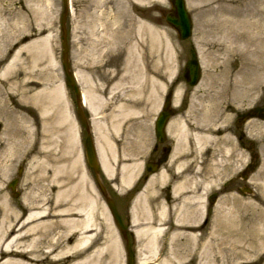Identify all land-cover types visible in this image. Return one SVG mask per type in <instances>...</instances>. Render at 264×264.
Returning a JSON list of instances; mask_svg holds the SVG:
<instances>
[{"label":"rangeland","instance_id":"1","mask_svg":"<svg viewBox=\"0 0 264 264\" xmlns=\"http://www.w3.org/2000/svg\"><path fill=\"white\" fill-rule=\"evenodd\" d=\"M243 1L246 3L245 8L248 15L243 20L250 26L245 25L246 30H240L241 35L237 36V0H234L233 4L227 6L224 4L223 6L226 7L220 8V11L228 10L232 13V15H227L233 20V24L221 32L226 37L212 38L203 37L202 22L206 18L204 14L206 5L198 4L196 0L190 2L185 0L187 10L192 17L193 29L192 36L182 41L177 38L176 32L165 23L163 16L160 26L153 25L155 34L152 29L147 31L143 29L139 33L138 22L132 20L134 16L132 15L133 9L130 7L134 5L132 0H69L70 10L66 21L67 61L71 72L85 71L90 74L92 93L98 99L97 107H104L101 114L104 118L100 119L97 130L95 129L97 148L101 153L102 162L109 166V162L114 160L111 152L115 151V148L123 154L122 159H125L124 155L127 153L132 155L131 153L138 154L139 151V154H145L142 151L144 148L138 144L139 128L136 121L139 112L145 109L146 119L154 117L149 109L150 104L163 98L167 91L172 94L177 86L181 87V97L179 96L177 101L172 99L171 106L174 108V105L183 101V107L188 109L184 114L177 116L180 118L176 124L177 130H180L183 120L193 118H198L194 126H203H201V132L211 131L214 127L220 128L221 124L224 125L230 118L227 114L222 115L224 107L219 106L220 112L216 111L218 122L215 124L218 125L211 121L215 120L213 115L215 109L225 102L227 106L237 101V113L254 103L264 104V0ZM143 4L146 7L145 10L150 4L158 6L162 15L170 7L168 0H144ZM40 5L44 6L41 20L38 15ZM62 7V0H41V2L39 0H0V58L5 59L0 63V69L10 59L15 48L26 44L23 40H37L47 35V57L43 63L44 87L47 88L48 100L50 95L52 98L61 96L65 112L61 123L58 119L55 120L54 125L58 131L51 137L49 118L51 112H48L44 121L41 122L37 102L22 99L18 96L14 85L0 78V111L5 107L8 110L9 120L11 122L14 120V124H11L13 126H10L14 132L8 129L2 135L3 138L0 137V170L5 171V176L0 175V201L2 198H8L11 208H14V212L17 211V214L23 218L28 212L27 204L33 203L37 206L45 204L44 207L50 211L40 229L45 232L52 224L49 233L53 231L55 235H50L48 239L58 237V242L61 243V240L70 238L68 244L71 246L76 235L68 234L70 236L67 235L64 238L63 232L66 233L69 229L60 224L62 219L68 216L58 215L53 209L56 205L67 208L74 204L69 200L70 197L64 198L58 196V193L70 190L76 184H82L87 196L95 201L96 229L101 230L92 243V247L87 251L103 250L105 251L103 253L105 262H109L107 256L111 254L112 264H125L126 255L115 251H118L115 236L106 237L109 229L106 223V212L101 196L92 189V175L85 164L83 154L85 130L75 113L74 94L65 85L60 38ZM124 8L127 12H124ZM145 27L149 26L146 24ZM108 42L113 44L112 50L103 55L98 54ZM93 46H96L98 52L90 55L89 51L94 48ZM129 48H133L139 56L145 57L143 61H139V65L143 63L147 74L155 77L156 82L153 88H150L147 80L137 84V77L130 74V72L137 71L139 67L136 66L138 64L136 61L127 58ZM24 54L27 55L26 52ZM236 54L237 71L233 64ZM192 55L203 64L200 82L191 93L188 92L189 87L182 83V71L185 62ZM217 59L222 62L218 63ZM216 64L219 66L215 69ZM236 84L237 93L234 88ZM39 86L37 85L38 88ZM105 97L106 100L103 99ZM188 103L189 105H186ZM18 106H24L28 110L27 117L29 118L22 119L23 116L18 113ZM120 106H123L128 115L131 113L129 119L132 116L135 118L132 119L133 122L123 124V131L119 135H113L115 127L111 124L117 111L121 110ZM83 110L89 118L91 116L89 111L85 108ZM192 113L197 116L194 117ZM223 118L227 119L223 121ZM31 121L34 131L32 141L29 140L28 131ZM88 121L90 124V120ZM94 123L93 121L92 124ZM247 125L248 128L250 126V133H254V136H251L254 143L262 144L260 146L262 152L256 161V169L248 175L247 181H243L240 174L248 158L237 146V191L227 189L213 205L208 204L206 217L201 215V209L196 206L198 210L192 223L198 228L183 225L178 229L183 233L195 230L198 236L197 241L194 240L193 244L184 235L172 239L167 233L158 238L156 244L158 252L155 256L152 257L147 248L143 246V251L135 254V264H201L194 254L190 255V253L191 250H195L199 255L203 247L208 249L209 253L206 264H264V123L257 124L252 121ZM16 130L18 133L15 132ZM108 132L112 135L109 136ZM68 134H71L69 138ZM179 134H183L186 138L191 137L188 132L185 135L179 131ZM51 138L53 143H51ZM215 139L217 141L214 138L208 140L204 147L209 146V148L207 151L202 150V153L194 145V152L189 157L192 159L194 178L198 176L200 182L210 184L212 187L209 192L211 193L215 192L222 180L236 168V166L232 167V164L224 165L222 151L216 150L217 147L220 148L219 145L224 140ZM27 145L30 149L33 147L31 156L30 151L27 155L20 153V149L25 150ZM214 153L216 154L215 160ZM17 156H22V158H17ZM183 157L187 159V155ZM20 159L23 160L24 168L18 177L14 168ZM144 159H146L145 156L120 162L136 163ZM215 161L217 164L214 163ZM197 167L200 168L196 169ZM16 176L19 178L17 189L21 195L13 198L7 185ZM102 177L109 181L105 175ZM243 185H247L251 192L241 193L239 189ZM146 189L148 190L145 193L146 198L152 201L153 189L152 187ZM76 194L77 191H73L71 196L75 197ZM116 199L122 205V198L116 196ZM150 205L154 212L153 203ZM0 208L2 210L3 207L0 205ZM142 214L143 210L139 211V216ZM71 217L81 218L77 214ZM55 222H58L57 225L54 224ZM247 230H253V234L256 235L251 242L253 243L251 247L246 246V242L241 237V234H245ZM110 234L113 235V232L111 231ZM37 250L46 251L48 249L46 245H39ZM192 257L195 259L190 261ZM140 259L144 260L141 262Z\"/></svg>","mask_w":264,"mask_h":264},{"label":"bare ground","instance_id":"2","mask_svg":"<svg viewBox=\"0 0 264 264\" xmlns=\"http://www.w3.org/2000/svg\"><path fill=\"white\" fill-rule=\"evenodd\" d=\"M39 1L41 2V0ZM190 1L191 0H189V2ZM249 1L250 0H248V2ZM196 2L198 4L204 3V5H206V10L204 11L206 18H204L202 22L203 37H226V35L221 32L225 28L233 24V20H231L227 15H232V13L228 10L220 11V8L222 9V7L233 4L234 0H196ZM244 2L245 1L243 0H237V36L241 35L240 30H246L245 28L247 27H244L245 25H247L248 27L250 26L249 23L245 24L243 20L244 17L248 16L246 12L247 10L245 8L246 3ZM224 4H226V6H223ZM43 14L44 6L40 5L38 10L40 20L42 19ZM145 25V23H142L140 27H137L139 33H141L143 29L146 31L155 29L154 26L145 27ZM47 42L48 36L46 35L44 37H40L37 40H31L24 46L15 49L10 59L7 60L6 64L3 65L0 69V78L6 79L11 85H14L15 90L18 92V96L22 99H29L37 102L41 122L44 121L45 115L48 112H51L49 118L50 133L52 137V135L56 134L55 132L58 131V128L54 125L55 120L58 119L59 123H61L65 112L63 110L61 96H55V98H52L50 95L48 100L47 88L44 87L43 63L45 62V59L47 57ZM93 47H91L93 49L89 51L90 55H94L98 52L95 48L96 46ZM112 48L113 44L108 42L103 46V50H100L98 54L103 55L105 53H108V51L112 50ZM24 52H26L27 55H25ZM127 58L129 60L131 58V60H134L138 63L136 66L139 67V69H137V71H133L132 73L130 72L133 77H137V84L143 83L147 80L150 84V88H153L156 82L155 77L149 76L147 74L146 66L143 63L139 65V61H143L145 57L139 56L133 48H129ZM4 60L5 59H3V57L0 58V63ZM75 76L83 88L81 100L83 101L85 107L89 111H91V113L95 112L98 99L92 93V79L90 78V74L85 71H77L75 73ZM37 85H40L39 88L37 87ZM111 90H113V88H111ZM180 93L181 87L177 86L174 91V101H177L179 99L178 97L180 96ZM122 108L123 106H120L121 110ZM18 110V113L23 116L22 119H25V117L29 118L27 117L29 115V112L24 108V106H18ZM32 125L33 124H31V126ZM2 135L3 134L0 135L1 138H3ZM212 135L213 133L211 131L195 133L193 135V139L196 144L201 147L203 142L211 138ZM70 136L71 134H68V138ZM51 143H53L52 138ZM202 150L203 148H201L200 151ZM8 154L9 153H7V155ZM99 154L101 155L100 152ZM102 165L105 168L106 174L109 176L110 171L106 168L107 164L105 162H102ZM136 171V165L130 168H123V183L128 184L130 182V179L134 175H136ZM0 175L5 176V171L0 170ZM206 186L208 187L207 184ZM73 191H77L75 197L71 196ZM58 196H62L64 198L70 197L69 200L74 203L67 208H64V206L56 205L53 209L58 215L66 217L68 216V218H64V220L62 219L60 224L65 225L64 228L69 229L68 232H63L62 236H64V238L68 234H71V232H73L72 234L76 233L74 234L76 235V238L73 239L74 241L72 245L69 246L68 244L71 240L70 238L61 240V243L58 242V237L56 239H48V237L53 234V231L49 233V230H51L52 228V224L50 225L49 229L47 228L45 232L40 229L42 228L41 225H44L43 222H45V218H47V214L50 211V209L44 207L45 204H42L40 206H37L36 204L33 205V203L27 204L28 212L26 213L24 218L23 216L18 215L17 211L14 212L15 210L11 208V205L5 204V206H2L3 208L1 210L2 221L0 226V264H97L98 262L99 264H112L111 254L107 256L109 258V262H105V257L103 254L105 251L100 249L92 250L89 252L87 251L86 247L89 245L91 246L92 242V234L89 232L95 225L94 202L90 197L87 196V193L83 189V185L76 184V186H72L70 190L59 192ZM74 213L80 215L81 220L76 217H71L73 215L75 216ZM189 217L190 215L186 216V218ZM57 223L58 222H55L54 224L57 225ZM56 228L58 229L59 227L57 226ZM161 233L162 231L157 228H146L138 231L139 236L143 235L147 238V242L145 243L144 247L147 248V251L152 257L155 256L158 252L156 248V242ZM195 233V230L192 232L186 231V233L177 232L173 233L171 238L175 239L179 235H184L189 242H193L194 244V240L197 241L198 239V236ZM255 236L256 235L253 234V230H247L245 234H241L242 240L246 242V246L248 247H251V244H253L251 242L253 241V238H255ZM39 245H46V248L48 250L36 251ZM90 246L88 247L89 249ZM141 250L143 251V248L140 249V251ZM117 252L118 251H116V253ZM192 253L196 257V259L199 260L198 262H201V264L207 263L209 259L208 249H205L203 247V250L199 252V255H197L195 250H191L190 255ZM194 259L195 258L192 257L190 261H193ZM143 260L144 259H140L141 262Z\"/></svg>","mask_w":264,"mask_h":264},{"label":"flooded vegetation","instance_id":"3","mask_svg":"<svg viewBox=\"0 0 264 264\" xmlns=\"http://www.w3.org/2000/svg\"><path fill=\"white\" fill-rule=\"evenodd\" d=\"M133 4L130 6L133 9L132 15L134 14L132 20L139 21L140 19H144L149 21V26H160L161 21V11L158 6L150 4L145 10L143 5H140L139 0H132ZM138 5V6H135ZM143 22V21H141ZM234 66L235 71H237V54L235 55L234 59ZM237 78V75H236ZM196 87H189V91L191 92ZM235 92L237 93V84L235 85ZM192 89V90H190ZM106 99V97H105ZM220 104V103H219ZM157 104L156 102L150 104V112L152 114L155 113L152 107H155ZM183 101H180L178 104L174 105V108L169 105L165 113L168 116V120L165 123L163 129L164 135V142H159L157 139L155 132H154V125H153V117L146 119L144 116L147 115L146 110L144 109L142 112H139L138 115V136H139V144L141 147L143 146V140L151 138L153 143L149 148V152L147 155V159L143 162V169L140 171V175L137 181L134 183L131 189L124 190L123 192H117L118 184H119V177L118 171L121 167L122 163H119V156L120 153L117 148L116 149V156L117 162L115 167L112 166L114 170V179L113 183H109L107 186V190L109 195L112 196L115 204V208L121 216L123 225H124V234L125 239L123 241L124 245L128 242L130 250L132 252H136L138 249V239L136 238V227H141V221L137 223H133L132 221V210L137 211L140 205L136 203V198L142 193L145 186L148 184L151 174L147 171V165L149 164L150 168H154L155 172V186H154V201L153 205L155 208L154 216V224L162 225L163 221L167 222V225L162 227L163 230L170 231L171 233L176 230L178 225H182L183 223L179 220L185 213L191 211L193 209V204H199V207L202 209V212H205L206 216L208 215V204L210 205L211 202H216L220 197H222V193L229 189V190H236L237 191V175L235 177L227 179V181H223L222 185L215 189V192H209V187L206 188L202 182H200V178L197 176L196 179L194 178V171L193 166H191L192 159H190V154H192L194 148V139L193 135L195 133L201 132L202 125H196V119H188L183 120L180 130H177L176 124L180 120L177 116L184 114L188 109L183 107ZM186 105H189L186 104ZM224 109L222 115H229L230 118L227 123L224 125L221 124L220 128H215V137L218 139L224 140L222 144H220V148L217 147V151H222V155L225 158L222 161L224 165L228 164L232 166H236L235 161L237 160V145L240 149L252 158L254 162L258 157V153L260 152V144H255L247 139L248 129L246 125L249 122H256L264 123V104H255L251 105L250 107H245L243 111L237 113V101L232 105L226 106L224 104ZM179 107V109H176ZM218 108L215 109L214 117L215 120L212 119L211 122L217 121V111ZM217 111V112H216ZM222 112V111H221ZM196 113V112H195ZM6 111H0V120L3 122L0 123V133L5 132L10 127L11 120L7 115ZM192 115H194L192 113ZM194 115V117H196ZM7 117V118H6ZM227 118H223V121ZM187 122V123H186ZM191 122V123H188ZM175 124V128L173 125ZM193 124V126H192ZM172 127V128H171ZM203 127V126H202ZM94 130V129H93ZM14 131V130H13ZM122 131V129H121ZM136 131V129H135ZM179 131L187 134V132L191 136L187 138V142L183 144V134H179ZM18 133V130H16ZM134 133V132H133ZM179 138V142H176ZM116 147V146H115ZM215 149V148H214ZM33 149L30 151V156L33 153ZM215 151V150H214ZM210 152V151H209ZM212 153V152H211ZM176 154V155H175ZM216 154H218L216 152ZM216 154H213V158H216ZM187 155V159L183 157ZM189 163H186L188 162ZM171 163V165H169ZM215 164L216 161L214 162ZM254 164V163H253ZM252 164V165H253ZM179 166V167H178ZM191 166L190 168H188ZM24 167V165H23ZM170 168V169H169ZM197 167L196 169H199ZM22 167L18 166L17 172L21 171ZM199 171V170H197ZM116 196L122 198V205L118 203ZM2 202L5 204H9L8 200H4ZM149 205V204H148ZM207 205V206H206ZM14 209V208H13ZM140 210V209H139ZM138 210V211H139ZM121 212V213H120ZM1 213H0V226H1ZM138 217H142L139 216ZM158 219V221L156 220ZM113 227V225L111 224ZM119 251H125L123 246L119 247Z\"/></svg>","mask_w":264,"mask_h":264},{"label":"water","instance_id":"4","mask_svg":"<svg viewBox=\"0 0 264 264\" xmlns=\"http://www.w3.org/2000/svg\"><path fill=\"white\" fill-rule=\"evenodd\" d=\"M170 2L172 4V12L166 16V22L177 31L179 39L181 40L186 39L191 34V21H190L189 15L187 14L185 10L183 0H170ZM62 31L64 32V17L62 18ZM62 40H63V44H62L63 64H64V69L67 74V84L72 87V89L74 90L77 96L78 95L77 89L74 86L71 75L68 72V63L66 60L67 47H66V42H65V34H63L62 36ZM184 76L188 84L192 85L196 82L198 78V67L195 61H190L187 63ZM77 113L81 116L82 122L85 124V121L81 115V109L79 106H77ZM163 120L164 119L160 120L158 125H160L163 122ZM85 153H86V158H87V162L89 166L92 167L94 172L97 174L98 168H97L95 153H94L93 145L91 143V139L89 135L87 136L86 141H85ZM96 181H97L98 188L100 189L103 196L106 198L107 203L110 205V208L113 211L116 221L119 223V217L115 213L112 202L107 198L105 194V190L103 189L99 180L96 179ZM119 226L122 229V226L120 225V223H119ZM132 263H133L132 255L131 253H128V264H132Z\"/></svg>","mask_w":264,"mask_h":264}]
</instances>
